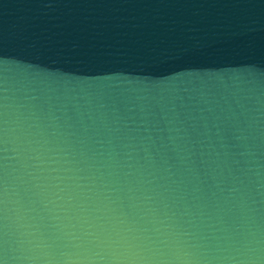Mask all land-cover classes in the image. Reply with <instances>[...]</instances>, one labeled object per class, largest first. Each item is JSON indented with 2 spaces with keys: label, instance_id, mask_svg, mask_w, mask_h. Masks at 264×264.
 Instances as JSON below:
<instances>
[{
  "label": "water",
  "instance_id": "1",
  "mask_svg": "<svg viewBox=\"0 0 264 264\" xmlns=\"http://www.w3.org/2000/svg\"><path fill=\"white\" fill-rule=\"evenodd\" d=\"M0 264H264V0H0Z\"/></svg>",
  "mask_w": 264,
  "mask_h": 264
}]
</instances>
